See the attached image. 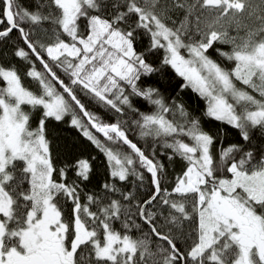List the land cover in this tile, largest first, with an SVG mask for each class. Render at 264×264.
<instances>
[{
  "label": "snow or ice",
  "instance_id": "6c2138e0",
  "mask_svg": "<svg viewBox=\"0 0 264 264\" xmlns=\"http://www.w3.org/2000/svg\"><path fill=\"white\" fill-rule=\"evenodd\" d=\"M14 30L23 46L12 56L26 70L0 62V264H264V148L221 141L214 153L219 133L140 83L170 67L205 101L203 117L245 143L264 135V0H0V41ZM140 32L149 43L138 52ZM155 50L159 67L147 60ZM77 90L136 113L131 125L151 151L129 138L128 121H102ZM65 117L105 157L99 191L83 189L88 159H53L47 122ZM158 149L183 162L170 188Z\"/></svg>",
  "mask_w": 264,
  "mask_h": 264
},
{
  "label": "trees",
  "instance_id": "16d2710c",
  "mask_svg": "<svg viewBox=\"0 0 264 264\" xmlns=\"http://www.w3.org/2000/svg\"><path fill=\"white\" fill-rule=\"evenodd\" d=\"M32 2L33 0H18V3L23 4L25 7L30 6ZM138 37L139 38L136 41L135 47L138 52H141L148 46L149 38L145 36L143 32L138 33ZM17 45L23 46L22 41L19 40L18 32L14 30L8 38L0 41V62L4 63L5 65L9 63L14 64L20 70V74L23 76V73L26 70L25 63L12 56V52ZM218 47H223L225 50H228V46L218 45ZM209 54L213 59L217 60L223 66L229 68L231 67L229 62L222 60L216 55L214 51L210 50ZM163 55V50H155L147 56V60L154 66L159 67ZM37 67H39V64H37ZM57 71L58 75H60L61 78L65 80V82H68L67 75H65L60 70ZM140 83H151L153 86L159 87L161 94L165 97L167 102L170 103L172 100H175L182 103L192 115L200 118L201 124L205 130L210 131L213 135L219 133L220 138L217 139L216 146L213 148L214 153L216 152V147L221 144V141L223 142L224 146H227L230 143H240L254 151H259L260 149L264 148V135H262L258 129L251 133V142L245 143L241 140L238 130L227 124L212 121L203 117V112L206 107L205 101L202 100L196 93H194L191 88H184L182 90L181 85L184 84L183 79L177 76L175 71L170 67H164L162 72L155 73L150 78H146ZM24 84L30 87L32 90H36L37 88V85L28 78L24 79ZM238 86H240L239 83ZM77 94L79 95L82 102L88 107V109L95 115L99 116L102 121L114 123L118 117L124 121H128L129 124L127 134L129 138L134 142H137L138 146L145 149L146 152L151 151V138L140 139L137 129L131 125V121L138 118L136 113L126 110V114L124 115L117 114L114 111L101 106L98 102L92 100L90 97L85 96L83 93L79 92V90H77ZM131 99L133 106L140 111L151 110L146 101H143L137 97H132ZM36 123L37 121L34 118L32 121L33 127L36 126ZM97 135L103 140V137L100 134ZM47 138L50 141L52 156L57 167L64 163H72L79 158L88 159L90 161L92 168L91 178L88 182L83 184V189L84 191L88 192L99 191L100 185L108 179L105 157L94 145L87 141V139L83 137L77 129L70 125V117H65L63 122H55L51 120L48 121ZM160 151L161 150L159 149L157 150V158L166 165L167 169V175L165 178L166 182L164 186L170 188L173 177L182 171L183 162L177 159L170 164L165 156L159 155ZM73 177L74 173L69 171V180H71ZM145 177L146 187L145 189L141 190V193L145 192L147 187H150V177L147 173H145ZM124 187L126 189L130 188L131 183L124 185ZM69 208L70 205L66 206L65 212H67ZM165 214H167L166 209ZM157 223L159 225L162 223V220L158 219ZM190 223L191 222H185V230H187ZM116 227L119 228L118 223L116 224ZM153 241H155V237H153Z\"/></svg>",
  "mask_w": 264,
  "mask_h": 264
}]
</instances>
